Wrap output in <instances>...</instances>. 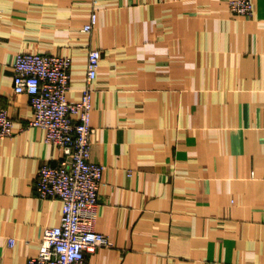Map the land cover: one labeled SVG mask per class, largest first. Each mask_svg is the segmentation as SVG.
I'll return each instance as SVG.
<instances>
[{
  "label": "crops",
  "instance_id": "0c3cea01",
  "mask_svg": "<svg viewBox=\"0 0 264 264\" xmlns=\"http://www.w3.org/2000/svg\"><path fill=\"white\" fill-rule=\"evenodd\" d=\"M97 22L83 26L92 12ZM91 82V161L105 172L86 264H264V0H0V264H26L62 205L34 190L63 159L13 92L19 52L68 56L67 98Z\"/></svg>",
  "mask_w": 264,
  "mask_h": 264
},
{
  "label": "built area",
  "instance_id": "2783aa9c",
  "mask_svg": "<svg viewBox=\"0 0 264 264\" xmlns=\"http://www.w3.org/2000/svg\"><path fill=\"white\" fill-rule=\"evenodd\" d=\"M232 13L251 16L254 0H224ZM96 3V0H93ZM97 22L93 11L84 32ZM101 51L91 49L86 61V86L77 101L67 98L72 60L68 56L19 52L13 65V92L26 95L32 109L29 127L44 131L45 144L57 146L64 157L58 165H43L34 182L41 199H57L62 212L57 226L45 228L37 254L26 264H86V253L109 240L94 229L99 190L105 167L91 161L94 130L91 127L92 88ZM14 122L0 108V138L12 137Z\"/></svg>",
  "mask_w": 264,
  "mask_h": 264
}]
</instances>
